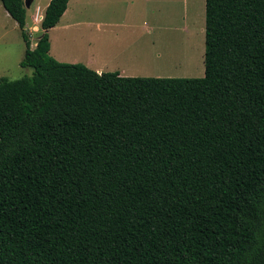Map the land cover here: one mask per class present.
<instances>
[{"label":"trees","instance_id":"trees-1","mask_svg":"<svg viewBox=\"0 0 264 264\" xmlns=\"http://www.w3.org/2000/svg\"><path fill=\"white\" fill-rule=\"evenodd\" d=\"M35 47L0 78V264H264V0H204L202 78L120 77Z\"/></svg>","mask_w":264,"mask_h":264},{"label":"rangeland","instance_id":"rangeland-1","mask_svg":"<svg viewBox=\"0 0 264 264\" xmlns=\"http://www.w3.org/2000/svg\"><path fill=\"white\" fill-rule=\"evenodd\" d=\"M42 1L36 0V4H41ZM69 6L73 8V0ZM81 6L84 9H93L92 13H84L82 17L92 18L97 22L112 16L114 21H117L116 19L121 21L130 16L128 13L133 12L134 9L139 20L152 12L151 22L165 29L159 31L161 50H156V55H159L160 60L156 62L155 68L145 70L149 71V76L145 78L193 79L203 77L204 0H82ZM33 9L32 6L29 9L25 7V23L27 29H30L27 31L30 48L35 46L41 31L40 24L36 29H32ZM167 25L169 26L166 27ZM56 42L52 46L55 53L57 51ZM65 45L66 49L73 48L71 42H66ZM24 50L25 45L16 23L4 14V9L0 4V78L16 80L32 74L31 69L19 66Z\"/></svg>","mask_w":264,"mask_h":264},{"label":"crops","instance_id":"crops-1","mask_svg":"<svg viewBox=\"0 0 264 264\" xmlns=\"http://www.w3.org/2000/svg\"><path fill=\"white\" fill-rule=\"evenodd\" d=\"M71 1L68 0L57 24L48 30L49 55L58 62L81 64L97 73L116 72L120 77L130 78L149 76V71L145 70H152L160 60L159 55H156V50H161L159 31L165 29L151 22L152 12L139 20L134 9L128 13L130 16L121 21L116 18L117 21H114L112 16L97 22L92 18L82 17L84 13H92V8L80 7L82 0H73L71 8ZM25 2L26 9L34 7V30L42 20L50 0H43L41 4H36V0ZM4 14L8 16L5 10ZM25 30H30L27 29L26 23ZM139 33L141 35H138ZM55 41L56 53L52 47ZM161 41L163 42V39ZM66 42H71L73 48L66 49Z\"/></svg>","mask_w":264,"mask_h":264},{"label":"water","instance_id":"water-1","mask_svg":"<svg viewBox=\"0 0 264 264\" xmlns=\"http://www.w3.org/2000/svg\"><path fill=\"white\" fill-rule=\"evenodd\" d=\"M25 6H27V4Z\"/></svg>","mask_w":264,"mask_h":264}]
</instances>
